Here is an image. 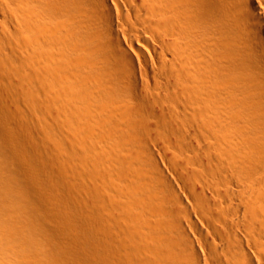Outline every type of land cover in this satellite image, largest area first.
Masks as SVG:
<instances>
[{
    "label": "bare ground",
    "instance_id": "obj_1",
    "mask_svg": "<svg viewBox=\"0 0 264 264\" xmlns=\"http://www.w3.org/2000/svg\"><path fill=\"white\" fill-rule=\"evenodd\" d=\"M0 264H264V0H0Z\"/></svg>",
    "mask_w": 264,
    "mask_h": 264
},
{
    "label": "rangeland",
    "instance_id": "obj_2",
    "mask_svg": "<svg viewBox=\"0 0 264 264\" xmlns=\"http://www.w3.org/2000/svg\"><path fill=\"white\" fill-rule=\"evenodd\" d=\"M88 233H89V232H86V235H89V236H91V235H92L91 233H89V234H88ZM90 234H91V235H90Z\"/></svg>",
    "mask_w": 264,
    "mask_h": 264
}]
</instances>
